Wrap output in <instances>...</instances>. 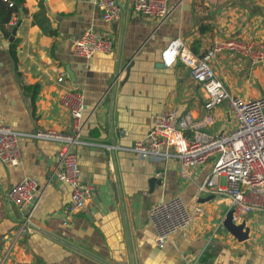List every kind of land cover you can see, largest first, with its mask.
I'll return each mask as SVG.
<instances>
[{
	"label": "crops",
	"instance_id": "crops-1",
	"mask_svg": "<svg viewBox=\"0 0 264 264\" xmlns=\"http://www.w3.org/2000/svg\"><path fill=\"white\" fill-rule=\"evenodd\" d=\"M117 1L121 20L107 23L95 0H23L24 13L10 20L17 18L16 24L0 27V122L25 134L21 163L0 162V255L14 242L22 216L8 192L31 178L38 185L30 211L36 228L17 241L11 264H264V212L235 223L244 222L249 230L248 239L239 242L223 226L231 211L228 199L197 195L212 158L185 178L176 158L142 159L131 151L156 114L174 109L179 116L191 113L195 121L205 114L200 85L188 69L179 62L162 65L168 44L181 39L201 58L228 41H264V0H167L169 13L160 21L135 14L133 0ZM87 30L112 37L114 51L89 59L72 56L73 43ZM211 65L232 96H264V65L223 47ZM61 74L65 78L58 82ZM72 88L83 94L85 107V144L74 151L81 181L93 191L84 209L69 215L71 188L53 177L60 145L30 135L70 133L59 95ZM212 115L213 124L202 132L229 134L236 128L228 103ZM173 197L188 206L192 225L157 247L148 210Z\"/></svg>",
	"mask_w": 264,
	"mask_h": 264
},
{
	"label": "built area",
	"instance_id": "built-area-1",
	"mask_svg": "<svg viewBox=\"0 0 264 264\" xmlns=\"http://www.w3.org/2000/svg\"><path fill=\"white\" fill-rule=\"evenodd\" d=\"M2 1L12 7L11 1ZM95 6L101 12L104 22L121 20L122 8L117 0H95ZM133 12L157 21L164 20L169 13L167 0H133ZM16 22L17 18H13L10 25ZM177 40L180 44L176 47V55L173 62L168 64L164 60V52ZM114 47V40L109 35L87 30L73 43L71 54L89 59L99 53L110 54ZM222 47L243 55L253 64L264 65V41H228ZM222 47L209 50L201 58H196L181 39H174L168 44L161 53L162 65L170 68L179 62L188 69L192 80L200 85L205 114L195 121L189 112L183 116H179L174 109L158 113L153 117L149 133L137 141L131 151L142 159L174 157L180 163L181 174L185 178H189L191 168L201 167L212 158V169L203 182L197 185V195L211 194L227 198L233 210L232 221L238 223L245 215L264 212V96L244 100L232 96L225 89L211 65L215 53L221 51ZM64 78V74H61L58 82H63ZM59 103L70 116V133L63 135L44 130L30 137L60 145L58 167L53 177L70 186L69 215H74L84 209L93 191L90 185L81 181L74 151L75 147L85 144L81 137L84 97L78 89L72 88L60 93ZM222 103H228L232 110L236 128L229 134L222 132L219 135H208L202 132L203 128L213 124L212 111ZM189 132L192 134L187 137ZM24 136V133L13 131L0 122V162L3 165L10 167L21 163V138ZM104 147L109 151L117 149L113 145ZM37 187L35 180L24 178L8 192L9 201L22 216L15 231L14 242L0 255V264H11L17 252V241L36 228L30 211L34 207ZM147 217L155 233L154 243L157 247L164 246L175 234L188 230L193 221L188 206L180 197L155 203L148 210Z\"/></svg>",
	"mask_w": 264,
	"mask_h": 264
},
{
	"label": "trees",
	"instance_id": "trees-1",
	"mask_svg": "<svg viewBox=\"0 0 264 264\" xmlns=\"http://www.w3.org/2000/svg\"><path fill=\"white\" fill-rule=\"evenodd\" d=\"M11 1L12 7H8L7 3L2 2L0 0V27L3 28L5 25H7L13 14L20 15L24 13L25 9L23 7V0H9ZM15 44L11 45V55L15 57Z\"/></svg>",
	"mask_w": 264,
	"mask_h": 264
},
{
	"label": "water",
	"instance_id": "water-1",
	"mask_svg": "<svg viewBox=\"0 0 264 264\" xmlns=\"http://www.w3.org/2000/svg\"><path fill=\"white\" fill-rule=\"evenodd\" d=\"M16 27L13 28L11 32V37L15 35ZM129 69L126 71V78L128 77ZM155 180L152 182L154 183ZM208 200V199H207ZM233 210H231L227 215L223 222L224 228L239 242L245 241L248 239V228L245 227V223L242 222L240 224H235L232 221Z\"/></svg>",
	"mask_w": 264,
	"mask_h": 264
},
{
	"label": "clouds",
	"instance_id": "clouds-1",
	"mask_svg": "<svg viewBox=\"0 0 264 264\" xmlns=\"http://www.w3.org/2000/svg\"><path fill=\"white\" fill-rule=\"evenodd\" d=\"M180 44V41H174L172 45L164 52V60L166 63L171 64L176 55V47Z\"/></svg>",
	"mask_w": 264,
	"mask_h": 264
}]
</instances>
